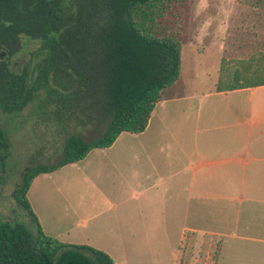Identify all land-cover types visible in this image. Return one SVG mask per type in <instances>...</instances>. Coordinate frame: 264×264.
I'll return each mask as SVG.
<instances>
[{
    "label": "rangeland",
    "instance_id": "obj_1",
    "mask_svg": "<svg viewBox=\"0 0 264 264\" xmlns=\"http://www.w3.org/2000/svg\"><path fill=\"white\" fill-rule=\"evenodd\" d=\"M153 26L158 34H177L181 42L180 75L173 86L162 91L163 96L181 93L194 98L213 93L209 91L216 88L215 80L228 64L234 66L238 59L264 55V0H172ZM21 43L20 51L11 58L15 71L24 67L40 41L22 36ZM221 97H211L216 106ZM43 101L44 96L15 114L0 112V125L9 142L8 156L0 167V222H18L30 230L35 229V222L13 198L23 170L33 163L57 162L69 134L89 139L101 130L94 124L77 126L74 120L57 123L52 105L43 106ZM186 108L183 100L157 107L145 134L125 133L119 142L125 145V138L131 137L134 145L169 148L165 158L173 156L182 168L179 186L165 183L149 190L147 195L155 194L159 199L153 197L147 203L143 193L133 200L136 209L130 213L124 205L116 203L109 208V202H105L143 188L140 180L125 181L122 172L127 167L105 169L107 177L98 181L91 179L84 163L67 165L44 174L35 189L50 221L54 218L52 208H59V222L51 226L62 231L82 215H98L91 218L86 229H92L99 245L106 244L102 246L108 250L111 247L115 264H264V243L225 235L229 230L230 234L264 238L245 230L264 229V204L251 201L252 195L246 190L250 187L239 201L222 197L224 187L213 182H219L225 174L217 169L208 175L209 167H219L223 162L221 147L231 144H222L221 140L235 127L211 133L217 147L209 159L212 164L197 167L194 173L187 166L198 158L208 160V130H203L208 129V118L205 109L189 112ZM160 157V163L166 164ZM141 164L131 166L141 171ZM130 220L142 221L146 228L122 234L121 229H128Z\"/></svg>",
    "mask_w": 264,
    "mask_h": 264
},
{
    "label": "trees",
    "instance_id": "obj_2",
    "mask_svg": "<svg viewBox=\"0 0 264 264\" xmlns=\"http://www.w3.org/2000/svg\"><path fill=\"white\" fill-rule=\"evenodd\" d=\"M172 0H0V112L15 114L41 100L52 105L57 123L101 127L86 139L69 134L59 160L23 170L13 193L35 222H0V264H115L87 244L61 242L46 234L33 213L27 191L35 176L78 162L94 148H108L122 132L141 133L162 91L179 78L181 42L158 34L155 18ZM162 12V14H160ZM22 36L40 41L20 71L11 58ZM261 61H264L262 58ZM241 77V76H240ZM264 84V66L257 75ZM223 69L217 91L250 86ZM9 142L0 125V167Z\"/></svg>",
    "mask_w": 264,
    "mask_h": 264
},
{
    "label": "crops",
    "instance_id": "obj_3",
    "mask_svg": "<svg viewBox=\"0 0 264 264\" xmlns=\"http://www.w3.org/2000/svg\"><path fill=\"white\" fill-rule=\"evenodd\" d=\"M262 58L264 59V55L251 56L246 59L241 58L235 62L234 66H232L233 64H231V66L228 64L227 66L230 79H232V77L234 78L238 76V79H240L239 81H242L243 76L247 77L252 81L250 86L222 91H217L216 88H214L209 91L213 93H208L206 95H201L194 98H189V95L181 93H172L169 96L162 95L161 100L156 104L154 110L151 113L146 129L141 133H137L136 135L142 136L145 134L150 126L156 108H163L169 102L183 100L185 101V105L187 104L189 112H200L205 109V116L208 118V129L203 130H208V160L198 158L195 163H191L189 167L187 166V169L189 171L192 169V172L195 173L197 167L211 165L212 160L209 161V159L214 156L213 152L217 149L215 144L216 137L211 133L225 132V128L235 127L232 129L234 131L229 132L230 135L228 134V137L224 136L226 139L221 140L222 144L225 142L231 144L229 147L226 146L227 148L225 146L221 147V154H224L222 158L223 162L221 165H219V167H209L210 170L208 171V175L217 169L225 174V177L220 178L219 182H213L219 183L224 187V194H220L222 197L228 200L236 199L239 201V199H243L242 195L244 194L246 187H250L246 190L252 195L250 198L251 201L257 202L261 205L264 204V84H255L257 83L256 81H260L259 78H257V75L260 74V70L262 66H264V61H261ZM218 78L219 77H217L215 80L216 85ZM232 95H235V98H231ZM206 96H208V100ZM212 96H222L219 105L216 106L213 103L211 99ZM206 107L208 109H206ZM217 128H221V130ZM125 133L128 132L120 133V135L110 147L94 148L85 156L84 159L71 164L84 163L85 165L83 168L86 170L89 169L90 176L92 177L91 179L98 181L107 177V175H104L105 169L114 167L116 165H124L127 167L122 172L123 177H126L125 181L129 180L128 184L130 182L134 183L141 181L143 188L141 190H134V192H132L129 196L118 195L115 196V199L112 198L110 201L106 199L105 202H109V208H111L112 205H115L116 203L118 206L124 205L127 211L133 213V209H136V203H133V200L142 196L143 193H145V196H143L144 201L147 203L148 201L152 200L153 197H156L153 200L159 199L155 194L147 195L149 190L154 189L155 187L158 188L159 186H164L165 183L173 186H179L181 183L182 168L179 164H175V158L173 156L172 158H165L164 155L166 150H170L167 147H148L141 144L134 145L131 137L125 138V145H119V142ZM223 134L225 135V133ZM160 156L165 159L164 161L166 164L164 163L163 165L160 163V160L162 159ZM140 162H143V164L140 165L142 168L141 171L135 169L134 166H131ZM100 170H103L102 173ZM81 173L85 174L84 171ZM44 174L48 173H41L35 176L27 191V198L29 200L31 209L37 217L43 231L46 234L57 238L61 242L87 244L102 250L111 256V247L108 250L107 246H102L106 244L99 245V242H97L98 240L92 235V229H86L91 223V218L96 219L98 215H82L76 221L71 222L68 229H63L62 231H58L57 227L51 226L52 222H59V220L56 218L59 217L57 215V212H60L59 208H52L54 211V218H52L53 221H50L48 214L45 211L46 208L42 206L41 199L40 202L35 194V189L38 186L37 183L41 178H43L42 176ZM83 176L84 175H81L82 178ZM85 177L89 178L88 175ZM156 209H158V207H156ZM130 216H133V214ZM127 226L128 229H121L120 232L122 234L123 232H129L131 234L133 229L146 228V225L142 221L138 222L136 220H130L127 223ZM94 230L99 232L100 229ZM106 230L108 232L104 233L106 235V239L108 240L107 237L109 234V229ZM245 230L250 233L258 234L259 236L264 235V229H252V231L249 229ZM235 233L236 232L230 234V231L226 230L225 235L227 237L231 236L237 239L249 238L251 241L254 240L264 243V238H256L241 234L236 235Z\"/></svg>",
    "mask_w": 264,
    "mask_h": 264
}]
</instances>
